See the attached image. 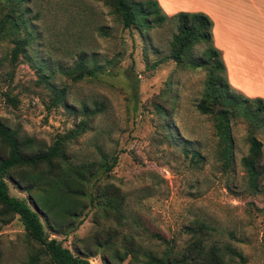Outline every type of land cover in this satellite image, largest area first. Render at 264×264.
Returning <instances> with one entry per match:
<instances>
[{"label": "rangeland", "instance_id": "obj_1", "mask_svg": "<svg viewBox=\"0 0 264 264\" xmlns=\"http://www.w3.org/2000/svg\"><path fill=\"white\" fill-rule=\"evenodd\" d=\"M19 1L24 20L19 35L30 43L10 62L13 44L0 40V123L20 139L45 148L56 134L86 122L66 152L73 162L99 161V152L115 156L114 167L92 179L91 188L109 184L124 198L119 226L111 219L95 218L85 201L80 224L66 238L46 230L47 235L73 251L90 246L88 237L95 229L117 228L144 250L158 254L164 245L153 234L180 250L187 239L185 228L198 222L212 228L217 244L241 254L231 264H264V176L252 186L240 165L250 131L261 142L259 164L264 165V112L257 129L242 115L230 119L233 161L224 170L212 117L195 109L207 72L169 58L176 32V22L169 17L178 12L166 15L159 7L166 20L137 31L122 29L98 1ZM7 11L0 0V20ZM204 47L194 45L191 55L198 57ZM80 51L87 67L94 64L99 70L72 81L64 71ZM60 90L62 99L54 102ZM229 91L247 98L230 87ZM4 182L9 196L27 199L26 192ZM22 233L16 216L5 224L0 221V264L26 261L31 246ZM94 253L89 264H104L106 251Z\"/></svg>", "mask_w": 264, "mask_h": 264}, {"label": "trees", "instance_id": "obj_2", "mask_svg": "<svg viewBox=\"0 0 264 264\" xmlns=\"http://www.w3.org/2000/svg\"><path fill=\"white\" fill-rule=\"evenodd\" d=\"M1 1L8 11L0 20V40L8 39L13 44L9 60L14 62L24 53L30 39L19 35L24 25L18 11L20 1ZM94 1L106 6L122 29L143 31L166 20L155 0ZM169 18L176 22V32L169 43V58L178 65L203 68L207 72L195 109L201 115L212 117L219 144L218 160L225 170L233 161L230 119L242 115L252 129H257L262 124L264 102L259 98L242 99L241 95L234 96L229 91L220 54L211 44V21L207 16L197 12H178ZM196 44L205 46L198 57L191 55ZM98 70L94 64L87 67L85 54L80 51L64 74L72 81H80ZM61 99L62 90L53 96L54 102ZM86 127V122H79L75 128L56 134L48 147L41 148L31 139H20L0 123V221L5 224L16 216L21 224L24 240L31 246L23 264H89L88 258L93 257L98 249L106 251V256L102 255L104 264L124 261L129 264H231L234 259H241V254L234 248L220 246L212 240L211 227L198 222L185 228L187 239L180 250L153 234L164 245L158 254L144 250L117 228L95 229L88 237L90 246L75 247L73 251L63 247L62 240L50 238L46 230L54 236L66 238L80 224L78 218L86 209L85 201L93 207L95 218L99 215L111 219L118 226L124 219V198L118 188L98 183L91 188L92 179L107 175L114 167L116 157L99 152V161L73 162L66 152L67 145ZM260 155L261 142L250 131L247 153L240 159V165L252 186L264 176V165L259 164ZM4 179L26 192L27 199L9 196Z\"/></svg>", "mask_w": 264, "mask_h": 264}, {"label": "crops", "instance_id": "obj_3", "mask_svg": "<svg viewBox=\"0 0 264 264\" xmlns=\"http://www.w3.org/2000/svg\"><path fill=\"white\" fill-rule=\"evenodd\" d=\"M166 15L197 12L211 21V44L228 86L264 100V0H155Z\"/></svg>", "mask_w": 264, "mask_h": 264}]
</instances>
